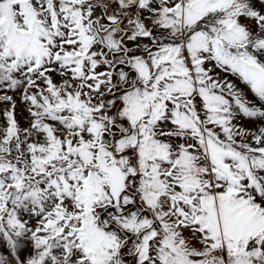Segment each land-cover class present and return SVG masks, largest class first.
<instances>
[{
    "label": "snow or ice",
    "instance_id": "snow-or-ice-1",
    "mask_svg": "<svg viewBox=\"0 0 264 264\" xmlns=\"http://www.w3.org/2000/svg\"><path fill=\"white\" fill-rule=\"evenodd\" d=\"M0 264H264V0H0Z\"/></svg>",
    "mask_w": 264,
    "mask_h": 264
}]
</instances>
